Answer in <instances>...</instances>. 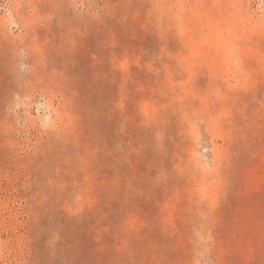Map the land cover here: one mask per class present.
<instances>
[{"label": "rangeland", "instance_id": "obj_1", "mask_svg": "<svg viewBox=\"0 0 264 264\" xmlns=\"http://www.w3.org/2000/svg\"><path fill=\"white\" fill-rule=\"evenodd\" d=\"M0 264H264V0H0Z\"/></svg>", "mask_w": 264, "mask_h": 264}]
</instances>
